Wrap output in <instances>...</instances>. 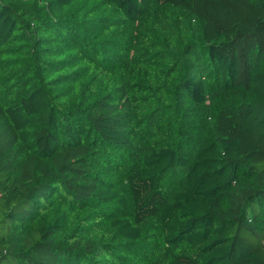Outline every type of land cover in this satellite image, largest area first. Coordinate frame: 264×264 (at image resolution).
<instances>
[{
  "label": "trees",
  "instance_id": "obj_1",
  "mask_svg": "<svg viewBox=\"0 0 264 264\" xmlns=\"http://www.w3.org/2000/svg\"><path fill=\"white\" fill-rule=\"evenodd\" d=\"M0 264H264V0H0Z\"/></svg>",
  "mask_w": 264,
  "mask_h": 264
}]
</instances>
